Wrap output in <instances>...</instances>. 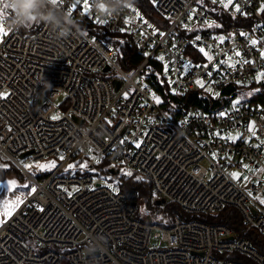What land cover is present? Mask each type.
<instances>
[{"label":"built area","instance_id":"built-area-1","mask_svg":"<svg viewBox=\"0 0 264 264\" xmlns=\"http://www.w3.org/2000/svg\"><path fill=\"white\" fill-rule=\"evenodd\" d=\"M147 1L159 19L134 0L116 13L98 11L96 0H89L88 14L83 0L71 11L76 0H56L74 25L63 37L43 22L13 30L1 24L6 34L0 39V93L6 97L0 98V154L22 168L20 155L29 151L22 159H63L39 173L42 178L24 168L35 191L0 226V264L264 263L249 237L198 217L236 207L264 235V106L245 100L208 111L193 105L175 117L152 97L143 76L156 58L179 92L264 82L257 80L264 72V0H231L227 8L222 0ZM217 11L252 23L222 28ZM10 15L6 9L2 17ZM105 30L131 34L143 55L131 73L100 35ZM108 65L121 76L102 75ZM114 79L122 80L119 90ZM61 97L65 110L56 105ZM90 151L114 162L111 167L127 165L146 174L154 193L178 204L187 217L177 216L168 226L151 216L144 220L138 190L95 184L86 169L65 171L73 158ZM244 163L257 170L249 181L232 175L241 174ZM27 237L54 247L39 251Z\"/></svg>","mask_w":264,"mask_h":264},{"label":"trees","instance_id":"trees-1","mask_svg":"<svg viewBox=\"0 0 264 264\" xmlns=\"http://www.w3.org/2000/svg\"><path fill=\"white\" fill-rule=\"evenodd\" d=\"M139 1L148 16L151 17L153 15L155 18L159 19L157 12L149 1L134 0V2L137 4ZM217 10H219V8H217ZM220 13L221 12L217 11V17L221 19L222 25L224 26L222 28L229 27L233 23L243 26H248L247 24L252 23L251 19H238L237 17H233L228 13ZM244 22L247 24H243ZM93 28L95 30H99L98 25H95ZM100 35L105 38L110 43V45L116 48L118 57L125 68L129 69L136 67L143 60V55L134 43L131 34L113 33L105 30L102 31V34ZM143 76L145 83L149 85L151 89L155 90L156 95L158 96V99L162 105L175 117H179L180 115L186 113L189 107L193 105H199L208 111L216 110L226 104L232 103L233 99L244 91L250 93V96L247 99L250 103L264 106L263 81L254 80L248 86H240L236 83H229L218 92L217 96H214L208 92L205 93L200 90L179 92L172 90L165 76L164 65L159 59L156 58L152 59L148 63L143 71ZM84 169L87 170V168ZM11 172H18L17 167H12L6 170L0 168V177H3ZM43 176L45 175L38 174L39 178H42ZM122 190H138L140 193L139 206L142 207L141 204L143 202L146 204V206L150 205L151 186L148 181L138 179L136 175L124 177L122 182ZM198 217L208 222L222 223L234 228L240 237H249L253 241L254 246L264 254V235L261 234L256 228L247 225L244 222L242 213L236 207H226L216 213H202L198 215ZM223 254H225L226 257L242 259L244 261L250 262L247 257L240 255L238 252H225ZM60 264L70 263L68 260L63 259Z\"/></svg>","mask_w":264,"mask_h":264},{"label":"rangeland","instance_id":"rangeland-1","mask_svg":"<svg viewBox=\"0 0 264 264\" xmlns=\"http://www.w3.org/2000/svg\"><path fill=\"white\" fill-rule=\"evenodd\" d=\"M7 2H8V0H0V8L3 9V5L7 4ZM221 2L224 4H228V5L230 3L229 0H222ZM139 3H140V1H139ZM211 22L212 21H209V24ZM0 28H1V24H0ZM0 35L2 37V33H0ZM1 37H0V39H1ZM118 61H119V64L123 68H125L122 65L119 57H118ZM134 68L135 67L129 68V69L125 68V69L131 73L134 70ZM102 75H104L108 78H115V77L121 76L120 72L116 68L109 69L108 71H102ZM144 82L142 81V83H144ZM210 93L214 96L218 95V91H215V90L210 91ZM151 95L155 99L159 100L154 89H151ZM249 96H250V93L244 91V92L240 93V95L234 99L232 104H234V105L239 104L241 101L247 100L249 98ZM237 101H239V103H237ZM41 103H43V97L41 98ZM56 105L58 106L59 109L65 110L67 107L65 97H61L59 100H57ZM234 134L235 133H231L229 135V137H234ZM62 159H63L62 156H50V157H46V158H44L42 160H38V161H36V160L31 161L28 159L19 158L20 163L23 165V168H22L20 165L16 164L13 160H10V159L6 158L5 156H3L2 154H0V168L1 169L6 170V169H9L12 167L13 168L17 167V169H18V172L8 173L5 176L0 177V179H3V178L7 179L8 176H11L14 174V177L17 180L22 182L20 188H14L13 190H11L9 188L4 189L2 187L3 190L0 191V205H3V203L5 201L13 202V201H16L17 199L20 200V198H22L23 195H26L28 197L30 195V193L32 192V189H35V186L31 182L29 176L26 174L25 169L28 170L29 172L33 173L34 175H38L39 173H43V172H50L57 165H59V163L62 161ZM53 161L55 162V166L37 167V165H45V166L50 165V163ZM113 163L114 162L107 161L104 159V157H102L98 154H95L93 151H90V152H86V153H81L77 157L73 158L70 161V163L67 165L65 171L66 172H73V171H77V170L87 168V170H89L93 173V175L95 177V184L101 183L103 185L109 186L110 188H112L116 191L122 190V182H123L124 177L136 175V177L138 179H143V180L149 182L146 174H144L143 172H141L137 169L131 168L127 165H118L117 168L120 169L119 175L112 174L109 171V169L111 168L112 165L115 164V163L114 164ZM205 163L208 164L207 161H205ZM25 165H31V167L30 168L25 167ZM70 165H72L73 167H69ZM129 173H130V175H129ZM256 173H257L256 169L250 167L247 163H244V171H241V174H239V175L244 177L246 181H249V179H250L249 176L252 174H256ZM150 186H151L150 205L146 206V204L144 202L141 204L142 207H140V216L139 217L143 218L144 220H149V216H151L153 219L156 218V220L159 221L163 226H167V225H170L171 223H173L176 220L177 216H180L181 218L187 217L186 215L185 216L183 215L181 207L176 203L166 201V202H163L161 204H156V201L159 199H162V198L158 197L154 193V190L152 188L151 183H150ZM15 191H17L18 193H15ZM259 198H263V197H259ZM11 210L12 209H9V211H11ZM2 216H4L3 209H2V207H0V218ZM25 241L29 245L36 247L37 250H39V251L54 247L52 245L42 247L38 243H36L31 237L25 238ZM152 243L157 244V243H159V241H158V239H153ZM160 246H166V243H160Z\"/></svg>","mask_w":264,"mask_h":264},{"label":"clouds","instance_id":"clouds-1","mask_svg":"<svg viewBox=\"0 0 264 264\" xmlns=\"http://www.w3.org/2000/svg\"><path fill=\"white\" fill-rule=\"evenodd\" d=\"M133 0H96L98 11L116 13L130 6ZM10 16L0 17V24L8 30L26 27L33 22H43L56 29L58 37L67 36L73 21L70 16L56 6V0H8Z\"/></svg>","mask_w":264,"mask_h":264},{"label":"snow or ice","instance_id":"snow-or-ice-1","mask_svg":"<svg viewBox=\"0 0 264 264\" xmlns=\"http://www.w3.org/2000/svg\"><path fill=\"white\" fill-rule=\"evenodd\" d=\"M213 2L215 3L216 0H213ZM229 2H231V0H229ZM78 6H80V0H76V3H73V4L71 5V9H70V11H71V10H75V9H77ZM223 6H224L225 8H227L229 5H228V4H224ZM3 9H7V4H4V5H3ZM3 9H0V16H2V11H3ZM82 9H83V13H84V14H88V13L90 12V4H89V0H83ZM236 11H240V8H239L238 5L236 6ZM260 11H261V12H264V5L261 6ZM0 33H2V34H6V33H4V30H3L2 28H0ZM241 35H245V34H244V33H241ZM251 43H252L253 45H255V44L257 43V41H256V40H252ZM200 50H201V52L204 51V49H200ZM236 55L239 56L240 53L237 52ZM261 55H262V57H264V52H262ZM161 59H162V57H161ZM261 78H264V72H261V73L258 75L257 80H259V79H261ZM197 83H198V84H201V86H203V85H202V82L197 81ZM4 97H6V94H4V93H0V98H4ZM157 102H159V101L157 100ZM237 103H239V101H237ZM222 115H223V114H222ZM56 118H57V117H53V119H56ZM250 130H251V128H250ZM217 135H219V133H217ZM228 138H229V139H234V137H228ZM136 146L139 147V144H137ZM213 155L215 156V154H213ZM51 166H55V162H54V161L51 162L50 165H47V166H45V165H37V167H51ZM25 167H29V168H30L31 165H25ZM69 167H73V166L70 165ZM129 175H130V173H129ZM232 175H233L234 178H238V176H239L238 173H233ZM15 183H16L15 181H12V182H10V183L7 185V187H8L9 189H11L12 187L15 186ZM34 190H35V189H32V191H34ZM21 202H22V201H20L19 199H17L16 201H13V202L5 201V202L3 203V205H0V207H2V209H3V214H4L6 217H7V216H10V215H11V211H9V209H14V208H15L16 206H18L19 203H21ZM261 203H264V200H262Z\"/></svg>","mask_w":264,"mask_h":264},{"label":"crops","instance_id":"crops-1","mask_svg":"<svg viewBox=\"0 0 264 264\" xmlns=\"http://www.w3.org/2000/svg\"><path fill=\"white\" fill-rule=\"evenodd\" d=\"M2 2V1H1ZM1 9V8H0ZM5 10L6 9H3V11H2V14L5 12ZM0 17H2V16H0ZM0 37H1V35H0ZM12 181H15L16 183H15V186L14 187H12L11 188V190H13L14 188H20V186H21V181H19V180H17L15 177H14V174L13 175H11V176H8L7 177V179L6 178H3V179H0V191L1 190H3V188L4 189H8V187H7V185L10 183V182H12ZM3 187V188H2ZM15 193H18L17 191H15ZM26 198H27V196L26 195H23V197L22 198H20V201H22L21 203H19V205L18 206H16L14 209H12L11 210V215L13 214V212H15L24 202H25V200H26ZM10 215V216H11ZM10 216H2L1 218H0V226L7 220V219H9L10 218Z\"/></svg>","mask_w":264,"mask_h":264},{"label":"water","instance_id":"water-1","mask_svg":"<svg viewBox=\"0 0 264 264\" xmlns=\"http://www.w3.org/2000/svg\"><path fill=\"white\" fill-rule=\"evenodd\" d=\"M110 68H111L110 65L106 66L105 71H108ZM113 84L115 85V89H116V90H119V88H120L121 85H122V80H120V79H114V80H113ZM30 153H32V151H29V152L23 153V154L20 155V157H21V158H24V157H26V156H27L28 154H30ZM109 171H110L112 174H114V175H119V173H120V169H117V168H114V167H111V168L109 169ZM163 202H166V200H165V199H159V200L156 201V204H161V203H163ZM151 219H152V218L149 217V220H151Z\"/></svg>","mask_w":264,"mask_h":264}]
</instances>
